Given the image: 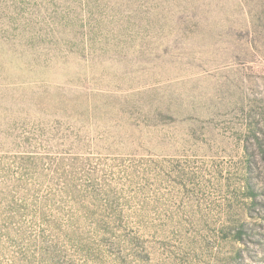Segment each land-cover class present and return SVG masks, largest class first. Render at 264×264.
I'll use <instances>...</instances> for the list:
<instances>
[{"label": "rangeland", "instance_id": "obj_1", "mask_svg": "<svg viewBox=\"0 0 264 264\" xmlns=\"http://www.w3.org/2000/svg\"><path fill=\"white\" fill-rule=\"evenodd\" d=\"M0 264H264V0H0Z\"/></svg>", "mask_w": 264, "mask_h": 264}]
</instances>
